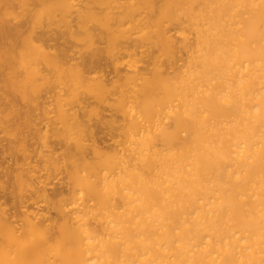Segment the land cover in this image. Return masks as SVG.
I'll use <instances>...</instances> for the list:
<instances>
[{"label":"bare ground","instance_id":"6f19581e","mask_svg":"<svg viewBox=\"0 0 264 264\" xmlns=\"http://www.w3.org/2000/svg\"><path fill=\"white\" fill-rule=\"evenodd\" d=\"M0 153V264H264V0H0Z\"/></svg>","mask_w":264,"mask_h":264},{"label":"rangeland","instance_id":"374dc122","mask_svg":"<svg viewBox=\"0 0 264 264\" xmlns=\"http://www.w3.org/2000/svg\"><path fill=\"white\" fill-rule=\"evenodd\" d=\"M0 154H1V153H0ZM0 156H1V155H0ZM1 157H2V156H1ZM1 157H0V160H1ZM5 162H6V161H5ZM6 163H7V162H6ZM6 163H4V164H6ZM2 165H3V164H2ZM0 167H1V166H0ZM0 169H1V168H0ZM0 175H1V174H0ZM0 177H1V176H0ZM56 184H57V183H55V184H54V185H55V187H54V185H52V186H53V188H56V190L58 189V188H57L58 186L60 187V188H59L60 190H61V189L63 188V186H64V183H62V184L60 183V184H61V186H60V185H58L59 183L57 184V186H56ZM62 185H63V186H62ZM52 186H51V187H52ZM65 187H66V186H65ZM59 189H58V190H59ZM64 189H65V188H64ZM64 189H63V190H64ZM50 190H52V189H50ZM65 190H66V189H65ZM65 190H64V192H65ZM54 191H55V190H54ZM49 192H50V191H49ZM52 192H53V190H52ZM50 194H51V193H50Z\"/></svg>","mask_w":264,"mask_h":264}]
</instances>
